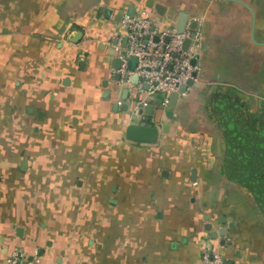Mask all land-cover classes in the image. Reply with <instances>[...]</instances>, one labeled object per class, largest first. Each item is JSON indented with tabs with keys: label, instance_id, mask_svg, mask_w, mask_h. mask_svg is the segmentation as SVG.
Instances as JSON below:
<instances>
[{
	"label": "crops",
	"instance_id": "crops-1",
	"mask_svg": "<svg viewBox=\"0 0 264 264\" xmlns=\"http://www.w3.org/2000/svg\"><path fill=\"white\" fill-rule=\"evenodd\" d=\"M238 1L0 0V264L13 248H36L33 264H202L204 250L264 264V216L223 160V125L264 127V0ZM131 7L160 28L184 12L200 33L170 119L141 90L169 124L153 144L124 136L135 104L113 80Z\"/></svg>",
	"mask_w": 264,
	"mask_h": 264
},
{
	"label": "built area",
	"instance_id": "built-area-1",
	"mask_svg": "<svg viewBox=\"0 0 264 264\" xmlns=\"http://www.w3.org/2000/svg\"><path fill=\"white\" fill-rule=\"evenodd\" d=\"M120 32L114 36L112 49L121 60L118 73L128 77L135 74L139 78V91L142 83H146V97L153 98L160 94L162 109L167 108L168 95L177 91L178 86L188 80L196 81L200 70L196 63L200 46V33L188 24L182 32L175 27H159L151 15H129L123 13L119 20ZM126 39L123 45V40ZM190 38L184 49V40ZM136 57L133 71L127 69L128 57ZM194 61V62H193ZM120 83L132 89L127 80ZM137 87V89H138ZM135 105L144 106V100L137 101ZM38 255L36 248L31 255L23 249L13 248L6 256V264H33L30 257ZM202 264H228L216 251L204 250L201 256Z\"/></svg>",
	"mask_w": 264,
	"mask_h": 264
},
{
	"label": "water",
	"instance_id": "water-1",
	"mask_svg": "<svg viewBox=\"0 0 264 264\" xmlns=\"http://www.w3.org/2000/svg\"><path fill=\"white\" fill-rule=\"evenodd\" d=\"M235 1H238V0H235ZM127 14L134 15L133 7L129 9V12ZM187 19H188V15L186 13L184 12L179 13L176 24H175V29L177 32L183 31L185 24L187 22ZM125 41L126 39L124 38L123 45L125 44ZM189 41H190V38H187L184 40V43H183L184 49L189 44ZM109 55H114V50H110ZM120 64H121V60L118 57L114 56L111 60V67L115 70V73L113 74V80L117 82L118 81L120 82L121 79L123 82H126L127 80L129 81V83L132 85V89L134 90L131 92V88L124 87L121 91V98L123 100L130 99L131 103L135 104L137 101L143 100V96L141 94V91H139V87H138L139 78L135 74L129 77L127 75L121 76V74L116 71L119 68ZM135 65H136V57L134 55H130L128 57L127 69L130 71H133L135 68ZM194 83H195L194 81L188 80L186 83L179 85L177 91L172 92L168 95V99L166 103L167 108L164 109V111L162 112V114L164 115V117H166V119L171 118L173 111L177 105L179 95L186 93L187 90L194 85ZM137 87H138V90H137ZM140 88L142 90H146L147 89L146 83H142ZM130 93L132 94V96ZM106 95H107V92L105 93V96ZM219 103L223 104V101H220ZM129 106H130L129 103H124L121 106L122 111L127 113V111L130 108ZM113 107L116 108L117 106L114 105ZM134 107H135V112L133 111V113L130 115L131 122H129L124 128V136L131 141H135L139 143L153 144L157 142L160 134L163 132H167L169 124L164 123L161 126L158 125L159 122H156L153 119V116H152L153 106L150 103H145L144 106L134 105ZM242 128L243 130L246 131L244 127ZM248 133H249V136L251 137V141L254 142L252 134L249 131ZM261 135H262L261 137L264 136L263 126L261 127ZM259 147H260V144H259ZM233 150H234L233 145L232 144L228 145V150L226 154L228 155L229 153L230 155H232ZM246 162H248V160L243 158L244 165ZM258 170H259V167H255L254 174L251 175L252 184L251 186L248 187V191L250 192L254 202L260 209V212L264 216V169L261 174H256ZM222 219L223 217H220L219 221H222ZM204 227L206 230L211 231L210 232L211 240L216 239L218 235L224 236L226 233L225 227H220L219 229H217V231H212L211 223H206Z\"/></svg>",
	"mask_w": 264,
	"mask_h": 264
},
{
	"label": "flooded vegetation",
	"instance_id": "flooded-vegetation-1",
	"mask_svg": "<svg viewBox=\"0 0 264 264\" xmlns=\"http://www.w3.org/2000/svg\"><path fill=\"white\" fill-rule=\"evenodd\" d=\"M226 121L225 117L224 122ZM222 132H224L228 145L232 144L234 147L232 155L228 153L223 159L225 173L235 183H239L248 189L252 184L251 175L254 174L255 167H259L256 174H261L264 169V150H262L264 149V136L261 137L260 133L252 132L253 142L249 133L238 124L223 125ZM257 138L259 141H257ZM243 158L248 160L245 165L243 164Z\"/></svg>",
	"mask_w": 264,
	"mask_h": 264
},
{
	"label": "trees",
	"instance_id": "trees-1",
	"mask_svg": "<svg viewBox=\"0 0 264 264\" xmlns=\"http://www.w3.org/2000/svg\"><path fill=\"white\" fill-rule=\"evenodd\" d=\"M257 141H259V139L257 138Z\"/></svg>",
	"mask_w": 264,
	"mask_h": 264
},
{
	"label": "rangeland",
	"instance_id": "rangeland-1",
	"mask_svg": "<svg viewBox=\"0 0 264 264\" xmlns=\"http://www.w3.org/2000/svg\"><path fill=\"white\" fill-rule=\"evenodd\" d=\"M223 129V128H222Z\"/></svg>",
	"mask_w": 264,
	"mask_h": 264
}]
</instances>
